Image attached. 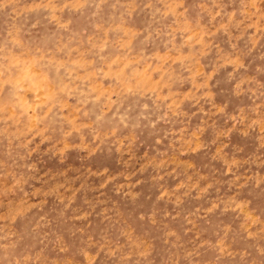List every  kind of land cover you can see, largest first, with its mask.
<instances>
[{
  "label": "rangeland",
  "instance_id": "rangeland-1",
  "mask_svg": "<svg viewBox=\"0 0 264 264\" xmlns=\"http://www.w3.org/2000/svg\"><path fill=\"white\" fill-rule=\"evenodd\" d=\"M0 264H264V0H0Z\"/></svg>",
  "mask_w": 264,
  "mask_h": 264
}]
</instances>
